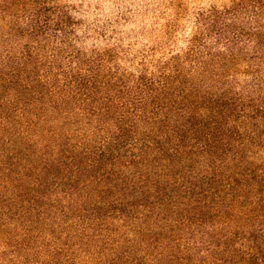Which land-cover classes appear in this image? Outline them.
I'll return each mask as SVG.
<instances>
[{"label":"trees","instance_id":"trees-1","mask_svg":"<svg viewBox=\"0 0 264 264\" xmlns=\"http://www.w3.org/2000/svg\"><path fill=\"white\" fill-rule=\"evenodd\" d=\"M60 0H0V264H264V0L126 68Z\"/></svg>","mask_w":264,"mask_h":264},{"label":"rangeland","instance_id":"rangeland-1","mask_svg":"<svg viewBox=\"0 0 264 264\" xmlns=\"http://www.w3.org/2000/svg\"><path fill=\"white\" fill-rule=\"evenodd\" d=\"M239 0H60L76 23L78 45L113 49L126 68L154 65L184 50L201 14Z\"/></svg>","mask_w":264,"mask_h":264}]
</instances>
